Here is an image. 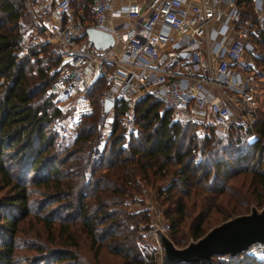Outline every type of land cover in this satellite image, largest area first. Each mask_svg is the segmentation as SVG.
<instances>
[{
    "label": "trees",
    "instance_id": "trees-1",
    "mask_svg": "<svg viewBox=\"0 0 264 264\" xmlns=\"http://www.w3.org/2000/svg\"><path fill=\"white\" fill-rule=\"evenodd\" d=\"M30 1L0 0V264H153L138 245L150 217L128 209L143 189L161 206L172 244L182 248L185 231L195 241L211 229L204 224L212 212L220 224L263 203L264 109L257 113L259 139L245 141L179 126L159 102L141 99L137 133L126 140L124 107L115 102L110 134L96 152L99 101L110 80L101 73L86 94L92 113L81 118L74 137L60 134L64 114L48 91L60 53L47 52L44 43L18 56L19 21L29 15ZM73 7L89 25L91 0ZM253 28L260 66L264 28ZM240 175L237 186L229 184ZM31 196L38 198L33 213ZM222 258L215 264H264L251 254Z\"/></svg>",
    "mask_w": 264,
    "mask_h": 264
},
{
    "label": "built area",
    "instance_id": "built-area-1",
    "mask_svg": "<svg viewBox=\"0 0 264 264\" xmlns=\"http://www.w3.org/2000/svg\"><path fill=\"white\" fill-rule=\"evenodd\" d=\"M72 1L38 0L31 13L41 21L36 41L56 44L61 56L58 75L48 90L52 97L71 95L101 73L110 77L99 101L96 152L110 134L115 102L124 107L128 140L137 133L135 105L147 98L159 102L179 126L194 125L200 133L212 129L245 141L259 139L256 123L262 87L253 27L264 28V0H91L89 25ZM87 27L111 33L114 45L97 50L85 36ZM118 43L123 49L117 55L113 49ZM20 46L18 56L26 52ZM85 91L74 100L69 123L74 131L81 117L91 114ZM105 99L113 102L108 113L103 111ZM137 197L146 204L150 220L152 216L157 220L145 238L152 243L150 253L161 261L157 233L167 237L169 224L161 223L163 212L149 190L143 189L134 200ZM250 252L264 260V244L253 245L246 254Z\"/></svg>",
    "mask_w": 264,
    "mask_h": 264
},
{
    "label": "water",
    "instance_id": "water-1",
    "mask_svg": "<svg viewBox=\"0 0 264 264\" xmlns=\"http://www.w3.org/2000/svg\"><path fill=\"white\" fill-rule=\"evenodd\" d=\"M87 40L99 51L114 45L113 35L109 32L87 27ZM113 102L105 99L103 111L108 113ZM157 239L163 251L160 264H212V257H236L256 244H264V207L257 211L252 208L247 215L232 217L211 228L199 239L188 243L183 248H176L162 233Z\"/></svg>",
    "mask_w": 264,
    "mask_h": 264
},
{
    "label": "rangeland",
    "instance_id": "rangeland-1",
    "mask_svg": "<svg viewBox=\"0 0 264 264\" xmlns=\"http://www.w3.org/2000/svg\"><path fill=\"white\" fill-rule=\"evenodd\" d=\"M38 0H34V2H33V0L32 1H30V3L28 4V13H29V15L27 16V18H26V20H24L23 18L22 19H20V21H19V25L21 26V28H22V32H23V40H22V42H21V44H22V46L23 47H26V50L28 49V47H30V46H32V45H35V44H44V43H42V42H37L36 40H37V38H36V36H35V34L36 33H38L39 32V23L41 22L40 20H38L37 21V19L32 15V13H31V7H32V5L34 4V3H36ZM76 4H77V2L75 1V3H74V5L73 6H76ZM83 14H84V12H83ZM46 26H47V28L49 29L50 28V23H46ZM46 43V42H45ZM47 43H49V42H47ZM123 49V46H122V44L121 43H118L115 47H114V49H113V51H114V53L115 54H119L120 53V51ZM51 50H57L58 51V49H57V46H56V44H54V43H50V44H48V46L46 47V51L47 52H49V51H51ZM258 55H262V53H258ZM259 58V57H258ZM256 69H257V76H258V78H259V80H260V84H261V92H260V106L262 107V108H264V64H262V65H258V64H256ZM52 71V70H51ZM97 80V79H96ZM96 80L92 83V84H89L88 82H86V83H84V84H82V87L81 88H79V89H77L76 90V92L75 93H73V94H71V95H66V96H62V97H60L58 100H57V104H58V106L62 109V111H63V114H64V117L62 118V121L60 122V125H59V132H60V134H62L64 137H74V135H75V132L76 131H74L73 129H70V127H69V123H70V120H71V115H72V113H73V110H74V103H75V98H76V96L78 95V94H80V93H82L83 92V89H85L86 91L84 92V96L87 98V96H86V94H88V92H90V89L94 86V83L96 82ZM93 95H94V93H93ZM88 101L91 103V100H90V98H88ZM90 105H92V109H93V103H91ZM91 108V107H90ZM91 113H92V110H91ZM89 115V114H88ZM84 116H86V115H84ZM82 118V117H81ZM63 129H65L66 130V133L65 134H63ZM213 132L217 135V136H219V137H221L222 135H220L219 133H216L214 130H213ZM199 134H202V133H199ZM253 140H255V139H253ZM261 143H263L264 144V142H262L261 141ZM243 176L242 175H240L239 177H237L236 179H234V180H231L230 182H229V184H233V185H235L236 184V182L235 181H237L238 179H241ZM240 183V182H239ZM238 184H236L235 186H237ZM138 196V195H137ZM32 198H31V204H30V211H31V213H33V212H36L37 211V209H38V204L36 203V200L38 199L36 196L34 197V196H31ZM134 198H136V196L134 195ZM138 199L137 200H134V202H131L130 203V205H129V207H128V209H129V211L130 212H137V211H142V210H144L145 208H144V206H146V204L144 203V202H142V201H138L139 199H140V197H137ZM153 200H154V198H153ZM152 201V200H151ZM155 202V201H154ZM156 203V202H155ZM159 207H161L158 203H156ZM264 207V201H263V203L261 204V205H257L256 203H252V204H250L248 207H247V209H245V210H243V211H241L242 212V214L241 215H247V214H249L250 212H251V209L252 208H254V209H256L257 211H260L262 208ZM234 217V216H233ZM232 218V217H231ZM156 222H157V220L155 219V216H152V219L151 220H149V223L145 226V228L143 229V231H142V234H143V241H141L138 245H139V248L140 249H143V250H145V252H147L149 255H151V257H152V262H153V264H160V260L158 259V257L157 256H153L148 250H150L151 249V246H152V243L148 240V239H146L145 238V233H148V232H150V229L152 228V225L154 226L155 224H156ZM219 222H220V219L219 218H217V215L216 214H214V212H212L211 214H210V216H209V218H208V220H207V222H206V224H204V227H205V229H207V228H213V227H215V226H217L218 224H219ZM161 223H163V224H165V219H162L161 220ZM183 229V228H182ZM186 230V229H185ZM185 230H183V231H185ZM210 230V229H209ZM208 230V231H209ZM21 238H22V240H26L27 238L25 237V236H20ZM37 237L38 236H35V240H37ZM167 237L170 239V237H169V231H168V233H167ZM178 237H180V236H178ZM181 237L182 238H179L184 244H188V243H190V242H192V241H194L191 237H190V235H189V233H188V231H185V233L183 234V235H181ZM44 239V236L43 235H41L40 236V238L38 239V241H42ZM170 241H171V239H170ZM175 247L176 248H182V247H178V246H176L175 245ZM146 249H147V251H146ZM83 252L87 255V256H89V253L86 251V249H83ZM23 253H25L24 252V250H22L21 248H19V250H18V254H20V255H22ZM250 254L251 255H253L252 254V252H250ZM106 256V255H105ZM104 255L103 256H101V258H102V261H101V263H107L108 261H109V259L107 258V257H105ZM254 256V255H253ZM254 257H256L258 260H261L260 258H261V256L260 255H258V256H254ZM219 259H223L222 257H217V258H213L212 259V264H215Z\"/></svg>",
    "mask_w": 264,
    "mask_h": 264
},
{
    "label": "crops",
    "instance_id": "crops-1",
    "mask_svg": "<svg viewBox=\"0 0 264 264\" xmlns=\"http://www.w3.org/2000/svg\"><path fill=\"white\" fill-rule=\"evenodd\" d=\"M39 29H41V28H39ZM41 31H42V29H41ZM260 109L263 110L264 108L261 107Z\"/></svg>",
    "mask_w": 264,
    "mask_h": 264
}]
</instances>
